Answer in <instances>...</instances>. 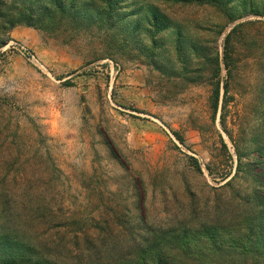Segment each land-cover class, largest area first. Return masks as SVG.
Returning a JSON list of instances; mask_svg holds the SVG:
<instances>
[{
  "label": "rangeland",
  "instance_id": "rangeland-1",
  "mask_svg": "<svg viewBox=\"0 0 264 264\" xmlns=\"http://www.w3.org/2000/svg\"><path fill=\"white\" fill-rule=\"evenodd\" d=\"M9 64L0 264H264V0H0Z\"/></svg>",
  "mask_w": 264,
  "mask_h": 264
},
{
  "label": "crops",
  "instance_id": "crops-1",
  "mask_svg": "<svg viewBox=\"0 0 264 264\" xmlns=\"http://www.w3.org/2000/svg\"><path fill=\"white\" fill-rule=\"evenodd\" d=\"M11 40L20 42L27 46L29 49L33 50L38 57H43V55L51 59V62H57L60 59V56H64L63 52L60 51H51L41 43L39 34L32 28L28 27H16L11 31ZM13 64H9L6 72L0 74V82H3L5 79L11 77L15 71L12 67ZM135 77H140L138 74H133V77L130 81H138ZM140 80V79H139ZM136 83V82H135Z\"/></svg>",
  "mask_w": 264,
  "mask_h": 264
},
{
  "label": "trees",
  "instance_id": "trees-1",
  "mask_svg": "<svg viewBox=\"0 0 264 264\" xmlns=\"http://www.w3.org/2000/svg\"><path fill=\"white\" fill-rule=\"evenodd\" d=\"M61 10L63 11V7L61 6ZM100 14V11L98 13V15ZM102 14V13H101ZM15 25H22L24 27H28V28H32V26H30V23H26L24 24L23 22H19V23H13L10 25V28L14 27ZM7 42V41H5ZM3 42V43H5ZM4 45V44H3ZM10 205L7 206V213L10 212ZM9 219H11L10 216H6V220H7V223H9ZM6 223V221H5ZM10 229H7L8 230V233H6V237H5V242H6V246H7V250H9V253L7 254V257L5 258V261L7 264H11L10 262L11 261H15L16 259V256L17 255H13V253L11 252V250L14 248V250H17V249H22V250H27L29 251L31 248H30V243H27V242H22L20 240H16L14 238H11V234H10ZM34 248L32 247L31 250H33ZM18 263L17 264H53L51 263L48 258H46V256L40 252H38L37 254H34L32 256H29V257H19L18 256Z\"/></svg>",
  "mask_w": 264,
  "mask_h": 264
},
{
  "label": "built area",
  "instance_id": "built-area-1",
  "mask_svg": "<svg viewBox=\"0 0 264 264\" xmlns=\"http://www.w3.org/2000/svg\"><path fill=\"white\" fill-rule=\"evenodd\" d=\"M19 48H21V47H19ZM21 49H22V48H21ZM22 51H23V49H22ZM24 52H25V51H24ZM38 67H39V68H42V66H41L40 64H38Z\"/></svg>",
  "mask_w": 264,
  "mask_h": 264
}]
</instances>
